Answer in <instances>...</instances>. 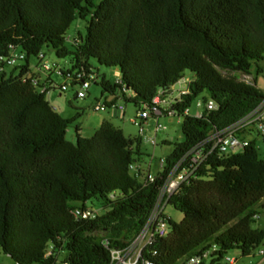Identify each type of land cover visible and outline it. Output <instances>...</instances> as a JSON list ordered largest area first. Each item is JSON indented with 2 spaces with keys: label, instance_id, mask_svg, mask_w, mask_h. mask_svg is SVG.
Here are the masks:
<instances>
[{
  "label": "trees",
  "instance_id": "16d2710c",
  "mask_svg": "<svg viewBox=\"0 0 264 264\" xmlns=\"http://www.w3.org/2000/svg\"><path fill=\"white\" fill-rule=\"evenodd\" d=\"M78 20L87 33L77 31L79 42L70 43L68 30ZM47 48L71 59L67 73H97L101 96L120 91L121 100L141 107L190 78V95L178 110L199 97L216 109L184 117L183 141L155 182H141L129 170L133 141L111 123L91 138L76 126V144L67 139L81 114L63 118L27 78L31 59ZM12 51L25 54L23 65L7 66ZM92 60L119 72L126 91ZM263 61L264 0H0V255L14 264H110L111 250L144 227L177 162L260 104L264 92L235 74H249L254 64L262 74ZM94 198L106 212L77 218L75 203L86 208ZM169 204L183 219L169 220L170 234L148 246L143 260L180 264L200 249L213 251L210 264L232 250L253 255L264 243V229L252 228L264 209V160L255 143L211 154ZM98 231L106 236L99 239Z\"/></svg>",
  "mask_w": 264,
  "mask_h": 264
},
{
  "label": "built area",
  "instance_id": "2783aa9c",
  "mask_svg": "<svg viewBox=\"0 0 264 264\" xmlns=\"http://www.w3.org/2000/svg\"><path fill=\"white\" fill-rule=\"evenodd\" d=\"M70 43L77 44L78 38L69 35ZM26 59L25 54L19 51H12L8 58L4 59L7 66L14 68L24 64ZM37 64L35 69L37 72H30L27 78L35 89L42 94H49L53 89H59L62 93L77 86L76 99L85 100L89 96V90L92 85L100 83L101 77L91 70L89 73H67L70 68L67 64L61 67L58 64H51L47 60L45 52H38L35 58ZM54 75L59 76L62 82L57 84L54 81ZM115 84L119 85L122 91H126V84L123 82L120 73L115 72ZM190 78H184L177 84L169 86L163 90H159L152 102L148 105L141 106V110H137L135 116L131 118V123L139 128V133L146 132L145 126L150 120L155 121V133L162 126L160 119L163 117L184 118L190 115V110H178V106L183 102L184 98L190 95L189 84ZM120 91L114 94L102 95L101 101L95 99V111H120L125 110L124 105L120 104ZM198 109L214 110L216 104L209 99L206 103L202 101L197 104ZM202 113V112H201ZM201 113L197 116H201ZM248 134H254L260 137L264 142V97L260 104L243 119L230 127L223 130H214L209 137L195 145L189 150L173 167L171 172L166 177L162 187L160 188L156 204L141 231L122 248H114L111 250L110 264H152L143 260L145 249L152 245L157 239L166 238L171 232L169 220L171 217L166 213L167 207L170 205V200L178 195L183 185H187L192 179L196 178V174L200 167L207 161L213 153L218 155H231L243 151L250 145L252 140L247 138ZM255 143V142H254ZM152 145L156 147L155 139H152ZM166 166V159L160 161L161 173ZM129 170L139 181L153 183L156 181L157 174H152L149 171L138 169L133 162L129 166ZM74 215L81 219H93L97 216V212L92 208L76 207L73 210ZM212 250H197L188 255L180 264H210L212 260ZM255 255L259 257L258 264H264V244H261ZM55 256L53 246L47 247L46 258L52 259ZM229 264H236L237 259H225Z\"/></svg>",
  "mask_w": 264,
  "mask_h": 264
},
{
  "label": "rangeland",
  "instance_id": "374dc122",
  "mask_svg": "<svg viewBox=\"0 0 264 264\" xmlns=\"http://www.w3.org/2000/svg\"><path fill=\"white\" fill-rule=\"evenodd\" d=\"M77 31H81L83 35L87 33V24L82 21H75L70 29L68 30V35L75 36ZM47 60L52 64H58L61 67L67 66L71 61L68 59H58L55 55V52L52 48H47L46 50ZM37 62L35 59H31L30 67L31 72H37L35 69ZM92 64L96 66L100 75H105V77L113 82L115 80L114 73L115 69L107 68L98 64L96 60H92ZM264 67V61L261 63ZM238 79H247L246 75L237 73L235 74ZM249 77L255 80L257 88L264 92V72L258 74L257 65L254 64L250 70ZM184 77H194L193 74L186 72ZM243 77V78H242ZM55 83L59 84L62 82V79L54 75ZM247 82V80H246ZM249 83V82H248ZM101 91L102 88L98 85H92L89 90V96L87 99H75L77 86L69 88L66 92H61L59 89L52 90L49 94L46 95V101L50 106L55 109V111L66 119H73L77 117L78 114H81V117H78L75 122H73L67 131V139L76 144L77 141V132L76 126H80L81 133L80 135L85 138H91L95 132L101 127L104 122L111 123L116 129L121 130L125 137L134 143L133 151L134 157L133 162L138 169L149 171L152 174H158L161 171L160 161L166 159L173 151L174 145L176 143L182 142L184 137L182 133V125L184 118H171L163 117L160 119V125L162 128L155 133V121L150 120L148 125L145 126L146 132L144 134L139 133V128L134 126L131 123V118H133L137 110H141V107H136L133 104L120 101V104L124 105L125 110L120 111H95L94 101L95 99L101 101ZM202 97H199L193 101L189 110L191 116H198L202 110L198 109L197 104L202 103ZM247 138L255 142V146L258 152V155L261 159L264 160V142L260 137H257L254 134H248ZM152 139L156 141V147L152 145ZM139 151V153H137ZM76 206H81L79 203H75ZM88 208H93L98 214H104L106 208H104V203L98 198H94L91 201H88L86 204ZM166 213L172 218L175 222H181L183 219V214L179 210L175 209L173 206L169 205L166 209ZM252 228L262 230L264 229V209L261 210L259 219L255 220L252 224ZM95 236L99 239H102L106 236V233L103 231H98L95 233ZM264 244V243H263ZM227 258L237 259L236 264H258L259 257L253 255L249 257H243L242 253L239 250L229 251L226 255ZM225 257V258H226ZM0 264H14L13 261L6 255H0ZM221 264H229L225 259Z\"/></svg>",
  "mask_w": 264,
  "mask_h": 264
},
{
  "label": "crops",
  "instance_id": "0c3cea01",
  "mask_svg": "<svg viewBox=\"0 0 264 264\" xmlns=\"http://www.w3.org/2000/svg\"><path fill=\"white\" fill-rule=\"evenodd\" d=\"M245 75V74H244ZM245 77H247V79H243V80H247V82H249V83H255V80L253 81V79H251L250 77H249V75H246ZM243 78V77H242ZM253 81V82H252Z\"/></svg>",
  "mask_w": 264,
  "mask_h": 264
}]
</instances>
